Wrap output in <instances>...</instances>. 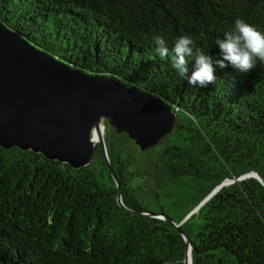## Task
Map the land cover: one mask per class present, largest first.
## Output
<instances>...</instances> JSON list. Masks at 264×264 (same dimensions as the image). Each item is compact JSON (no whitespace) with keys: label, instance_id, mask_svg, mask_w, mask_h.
Returning <instances> with one entry per match:
<instances>
[{"label":"trees","instance_id":"obj_1","mask_svg":"<svg viewBox=\"0 0 264 264\" xmlns=\"http://www.w3.org/2000/svg\"><path fill=\"white\" fill-rule=\"evenodd\" d=\"M237 19L264 32V0H0V22L35 48L171 107L174 128L152 149L108 123L104 140L124 206L179 224L192 264H264V63L217 66L194 87L153 37L171 50L191 36L216 59ZM186 251L167 222L119 206L100 148L73 169L0 147V264H184Z\"/></svg>","mask_w":264,"mask_h":264},{"label":"water","instance_id":"obj_2","mask_svg":"<svg viewBox=\"0 0 264 264\" xmlns=\"http://www.w3.org/2000/svg\"><path fill=\"white\" fill-rule=\"evenodd\" d=\"M176 120L171 107L152 95L113 77L90 75L65 64L0 22V147L38 153L73 169L88 166L100 148L116 183L119 206L175 228L186 243L184 264H192L191 257L188 261L190 241L179 224L162 214L124 206L104 140L108 123L144 152L158 146L172 132ZM250 176L260 180L256 174ZM228 184L224 181L222 185Z\"/></svg>","mask_w":264,"mask_h":264},{"label":"clouds","instance_id":"obj_3","mask_svg":"<svg viewBox=\"0 0 264 264\" xmlns=\"http://www.w3.org/2000/svg\"><path fill=\"white\" fill-rule=\"evenodd\" d=\"M153 39L159 57L164 59L170 56L176 73L194 87L206 88L215 83L217 66L222 69L231 65L246 73L256 67L257 61L264 63V32L243 19H237L231 31L216 39L215 44L220 50L216 59L196 47L194 39L188 35L177 37L171 50L164 36L156 35ZM189 57H194L195 61L191 69Z\"/></svg>","mask_w":264,"mask_h":264},{"label":"bare ground","instance_id":"obj_4","mask_svg":"<svg viewBox=\"0 0 264 264\" xmlns=\"http://www.w3.org/2000/svg\"><path fill=\"white\" fill-rule=\"evenodd\" d=\"M96 139V135H94V140ZM188 261L190 263V255H189V258H188Z\"/></svg>","mask_w":264,"mask_h":264}]
</instances>
